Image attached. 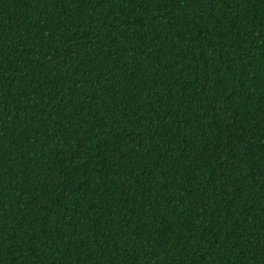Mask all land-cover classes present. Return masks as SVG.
Segmentation results:
<instances>
[{
	"label": "trees",
	"instance_id": "1",
	"mask_svg": "<svg viewBox=\"0 0 264 264\" xmlns=\"http://www.w3.org/2000/svg\"><path fill=\"white\" fill-rule=\"evenodd\" d=\"M0 264H264V0H0Z\"/></svg>",
	"mask_w": 264,
	"mask_h": 264
}]
</instances>
